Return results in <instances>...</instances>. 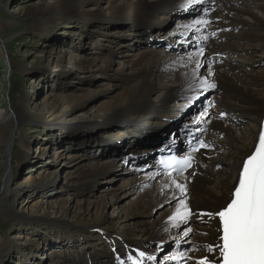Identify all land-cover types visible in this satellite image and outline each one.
Wrapping results in <instances>:
<instances>
[{"label": "bare ground", "instance_id": "obj_1", "mask_svg": "<svg viewBox=\"0 0 264 264\" xmlns=\"http://www.w3.org/2000/svg\"><path fill=\"white\" fill-rule=\"evenodd\" d=\"M8 1L0 0V9L6 7ZM99 1L58 0V7L53 12L46 7L43 9L36 8V10L30 12V30L35 28L40 34L50 33L51 28L55 27L54 25L57 23V20L62 18L68 19V21L106 20L109 22V26L114 28L125 27L123 24L128 21L134 26V30L142 39L148 40L153 33H156V30L153 28L154 26L165 28L163 27L165 21L159 23L165 18V15H167L168 19L174 17L179 19L185 16L181 21L173 25L174 28L171 31L165 29L168 38L175 37V35L178 36L175 39L181 44V47H178L177 50L181 49V52L172 56H166L162 50L163 48H170L169 45L171 43H169L160 50L154 49L149 52H143L140 55H133L131 59L128 58L126 63L132 71L131 74L126 78H119L120 84L117 83L111 86L112 88L121 90L119 97L112 98L111 102L114 103L102 111L97 121H86L88 124L84 126L78 124L75 127H71L72 125L68 124V121L71 111L79 107L85 109L91 100L96 98L91 91H88L86 95L73 96L72 100H69L71 103L74 102L69 106L70 110L61 113L56 118L53 115L54 109L60 101L65 103V99H69V95L65 96L67 91L60 92L59 95L50 94V96L43 98L41 101H33L28 109L25 107L19 109L18 106L13 108L10 105L6 108L5 112H2V116L0 117V154L6 156L7 159L11 158L13 148L9 144L8 137L13 136V134L14 137L21 134L20 126L22 124L36 122L43 128H47L46 126L52 123L49 125L48 130L57 131L58 135L75 130L77 132H88L96 129L98 126L109 128L115 125L117 129L111 134L115 143L97 144L93 142L97 150L101 152L105 150L104 154H109L115 158L116 154L120 155L123 148H127L136 141L143 140L142 136L144 133L153 132L159 126H161L159 131L167 132L174 120L173 115L178 116L174 111L176 110L175 107L180 111L182 110L181 112L184 110L187 112L189 110L192 111L193 103L199 99L201 100L206 94L205 90L209 88L207 85L214 84L215 92L217 93L216 98L220 107H218L219 110H212L209 113L201 110L200 116H194L197 120L202 115L205 116V122L207 123V127L205 126L204 128L206 132L205 139H210L205 142L208 143L210 149L198 152L192 170L185 177L178 179L163 176L154 164V161L148 158L145 160L146 164L144 165L148 173L142 177L143 179L137 181V183L130 179L126 180L124 185L121 184L122 187H128L130 194L135 195L139 191H142L136 202L137 212L132 213L133 217L140 215L148 216V220L155 218L153 210L159 207V203L162 201L171 203L169 205L170 209H167L168 215L163 219H154L149 226L141 228L139 236H137L135 229H131L130 227L124 229L120 232L122 239L118 240L111 227L107 226L105 212L109 208L111 214H114L116 209L121 208V204H123V200L125 199H119L115 195L107 199L106 194H104L99 199L87 204L82 202V200L78 204H74L73 199L68 198L66 204H61L57 207L61 215L78 218L81 221L80 223L91 220L92 222L82 223L79 227L67 225L69 226L67 235L70 238L68 237L65 242L62 241L58 247L59 251L65 248L64 252L66 253L63 258L55 261L54 264H116L113 258L114 253H127L126 250L130 247L140 248V252H146L150 257H158L159 252L169 245H164L163 243L179 241L181 235L189 227H192L190 225L185 226V228L181 226L180 232L182 233L180 236L171 237V234L176 229L178 230L177 226H173L174 223L178 226L180 223L186 224L180 220H176L175 222L171 220L181 199L186 200L187 207L191 212L187 221L196 219L205 223L204 227L198 228L200 232H204V235L191 236L187 240L188 242L196 240V244L202 242L204 246L199 251L198 256L194 257V260L197 261L207 257L209 261H212L217 257L218 252L209 253L207 247L215 246L221 233V231H218L221 227L219 217L215 216V214L219 210H222L230 201L233 190L238 184L242 164L257 143L258 133L261 132L264 122V71L260 73L249 72L248 61L246 60H252L249 56L257 48L264 54V32H260L264 28L263 0H200L199 3L195 2V0H156L152 3L148 0H121L120 2L107 0L106 16L103 15V10L97 13H90L84 11L82 8L88 2H95L97 6L99 5ZM239 1L249 6L242 9L237 8V2ZM63 2L69 4H66L62 8ZM207 8L210 11L211 17L207 15H203V17L198 19L193 17L200 15L203 13L202 9ZM17 12L18 10L11 11L12 14ZM189 14L193 15L187 20V15ZM0 19L6 23V25L4 24L6 27L4 25L1 27L2 30L8 28L13 31L7 35H0V61L2 60L3 62L4 60L3 63L6 70H11L10 74H12L13 70L15 72L18 70L21 73L22 66L1 52L3 44L1 43V39H4L5 43L17 41L15 27L22 20L18 16L10 17L5 14H0ZM197 20H204L206 23L197 24L192 28L185 27L186 25H193ZM22 24L26 27L25 23L22 22ZM54 40L56 41L57 39L53 38L51 41L54 42ZM192 40L195 43L204 44L205 50L202 55L198 54L199 50L195 46L190 45ZM185 41L189 47L186 50L184 49V51L182 46ZM173 46L175 45L173 44ZM62 54L61 51L55 52L58 62L62 60ZM211 54L212 57H209ZM110 55L112 54L110 53ZM110 55L106 54L103 60L99 58L100 62L112 65L113 61ZM124 57L126 58L127 55ZM235 58L242 60V63H234ZM68 60L71 61L72 58L69 57ZM75 62H78L81 66L88 65L89 68H98L96 65L97 57L91 60L83 59V62L80 58H76ZM197 63L201 67L198 69V75L194 76L193 73L197 71ZM62 75L66 76V73L62 72ZM202 81L206 83H202ZM153 93H155V100L151 101L150 96ZM106 105L107 103L98 105L96 109H102ZM230 112L233 113L232 116H229ZM210 113L212 114V118L209 117ZM217 113L219 117L220 115L227 116L229 120L222 121L217 119L215 116ZM46 114L50 118L44 121L43 116ZM177 119H180V116ZM192 124L188 126V129L192 127L199 131L202 130L199 122L194 125ZM179 127L180 125H174L173 131L176 132ZM53 128L54 130H52ZM85 129L88 130L85 131ZM28 137L19 138L21 143L26 147L24 153L20 156L22 162L31 159L26 155L30 152L29 149L32 146V141ZM146 139L149 140L151 138L148 139L147 137ZM164 143L170 144L167 141ZM149 144L150 146H154V148L143 150L142 154L151 153L154 155V152L158 149H155V147H160V143L158 144L157 142L153 143L150 141ZM170 145L184 148V145L181 144ZM120 146H122L121 149ZM126 151L123 155L130 154V151ZM123 159H125L124 156ZM80 163H83V161ZM107 163V166L100 164L101 166L94 170L86 169L80 171L76 176L75 185L84 184L85 187L84 189L74 187L75 193L81 194L84 191L90 190L91 188L88 186V183L96 181L97 178L110 171L112 166L111 161ZM81 168L83 166L78 165L76 171ZM61 170L58 167L45 170V172H43L44 170H39V177L34 179L36 185L32 184L33 179L32 182L28 178L25 179L26 184L30 182L27 184L29 191L33 193L36 192L37 188H42L46 193L51 183L60 176ZM46 172L47 177L44 176ZM5 173L6 171H4L2 177L8 179L10 174ZM173 179H175L177 184L186 186V196L180 195L179 189L172 184ZM8 180L11 181V177ZM72 180L73 178L69 181L71 182ZM63 190L68 191L67 189ZM103 193H109V191L104 189ZM12 195L11 193L10 197L7 198L4 190L0 189V210H3L0 212V218L3 217L2 215L7 214L10 217L8 222H10L9 220L18 222L16 228L26 233H31L33 228L42 225L45 219L50 216L52 211L51 203L43 197L36 198L37 194L31 195L29 199L33 200L30 204H27L24 213L19 214L17 211L12 213V209L7 207L8 203L12 205ZM83 203L87 206L83 207ZM100 207H102L101 210ZM5 208L6 210H4ZM53 208L55 207L53 206ZM15 209L17 210V204L14 207ZM97 209L99 210L97 211ZM171 209L172 211H170ZM93 211H97L98 214L94 215ZM208 214L215 216V218H210ZM96 217H100L99 220H94ZM140 223L146 224L144 220ZM22 235L14 233L12 235L13 241H10V239L6 243L4 242L3 255L12 251L13 248V250L18 249L17 242L21 244L22 242H19V240H24L25 238ZM73 235L76 237L72 238ZM79 236H83L84 240L78 242ZM168 237H171V242L164 241ZM87 239L96 240V243L92 244ZM29 241L31 242V239ZM101 244L103 245L101 246ZM34 246L36 247L37 244L34 243ZM92 246L98 247V249L92 251ZM90 247L91 249H89ZM112 247L115 248L114 251ZM87 248L89 249V254L84 253V250ZM72 253H77V255L72 257ZM130 254L138 262L139 260H143L144 263L147 262L144 259H139L137 254ZM166 255L160 260L153 261L156 264H162ZM186 255L191 256L193 254L186 253ZM17 264H24V262Z\"/></svg>", "mask_w": 264, "mask_h": 264}, {"label": "rangeland", "instance_id": "obj_2", "mask_svg": "<svg viewBox=\"0 0 264 264\" xmlns=\"http://www.w3.org/2000/svg\"><path fill=\"white\" fill-rule=\"evenodd\" d=\"M106 1L107 0H100L99 5L97 6L95 2H88L82 8L84 11L90 13H97L100 10H103L102 13L106 16ZM114 1L120 2L121 0ZM148 1L152 3L156 0ZM58 3V0H9L7 6L0 9V14H5L10 17L18 16L26 25V27H24L22 22L16 25L15 33H17V41L5 43L4 39H1V43H3L1 46V52L6 57L9 56L12 61L20 64L22 66V72L19 73L18 70L16 72L13 70L12 74H10L11 70H6L3 63L4 60L3 62L2 60L0 61V117L2 116V112H5L7 110L6 108L10 105L13 108L18 106L19 109H23L24 107L28 109L33 101H41L43 98L50 96V94L59 95L60 92L63 93L64 91H67L65 96L69 95V99L66 100L64 98L65 103L60 101L54 109L53 115L56 118L61 113L70 110L69 106L74 102L71 103L69 100H72L73 96L78 97L86 95L88 91H91L96 98L91 100L92 103L90 102L85 109L79 107L71 111L68 121V124L70 123L72 125L71 127H75L78 124L84 126L85 124H88L86 121H97L98 116L102 111L114 103L111 102L112 98L119 97L121 90L112 88L111 86L117 83L120 84L121 81L119 78H126L131 74L132 71L128 68L126 63L128 58L131 59L133 58V55H140L143 52H149L154 49L160 50L163 46H167L169 43H171V45H169L170 48H163L162 50L166 56H172L173 54H179V52H181V49L177 50L178 47H181V44L175 39L178 38V36L175 35V37L168 38L165 29L171 31L174 28L173 25L181 21L185 16L179 19L177 17L168 19L167 15L163 14L165 15V18H161L162 20L159 23L165 21V23H163L165 24L163 26L165 28L154 26L153 28L156 30V33H153L148 40L142 39L134 30V26L128 21L123 24L125 27L114 28L110 27L109 22L106 20L68 21V19L62 18L57 20V23L54 25L55 27L51 28L50 33L40 34L35 28L30 30L31 26L29 20L31 11L36 10V8L43 9L46 7L53 12L58 7ZM262 3L264 4V0ZM66 4L69 3L63 2L61 7L63 8ZM248 6L245 5L244 2H237V8L242 9ZM12 10H18V12L15 13L16 15L11 13ZM202 10L203 13L193 17H196L195 19L201 18L203 15L211 17L208 8ZM191 15L193 14L187 15V20L190 19ZM4 24L6 25L5 21L0 19V35L12 33L13 31L11 29H1ZM153 28L151 29L154 30ZM260 32H264V28L260 30ZM53 38H56L57 40H54V42L51 41ZM173 44L175 46H173ZM191 44L195 46L196 43L192 40V42H190V45ZM182 47L183 50H186L189 45H187L185 41ZM259 50V48L253 50L255 52L249 56L252 60L246 59L248 61V70L251 73H260L264 71V54ZM56 51H61L63 53V58L60 62L57 61L55 55ZM110 53L112 55H110ZM106 54H109L110 57H112V65L100 62V59L103 60ZM125 55H127L126 58L124 57ZM67 57H71L72 60L69 61ZM96 57V65L98 68H89L88 65L81 66L78 62H75L76 58H80L83 62V59L91 60ZM209 57H212V54ZM237 62L242 63V60L235 58L234 63ZM244 64L246 65V63ZM62 72H65L66 76L62 75ZM205 93L206 94L203 98H201V100L199 99L203 102L200 103V101L197 100L193 103L192 111L189 110L187 112L184 110L181 112L182 110L180 111L175 107L176 110L174 111L180 116V119H177L178 116L173 115L174 120L167 132L159 131L161 129V126H159V128H155L157 130L153 132L144 133L142 136L143 140L136 141L127 148H123L120 155L116 154L115 158L109 154H104L105 150L102 152L97 150L96 145L93 144V142L97 144L115 143L113 142V135H111L117 129L115 128V125L109 128L98 126L96 129H90L91 131L88 132H77L75 130L76 132L71 131L63 135H58L57 131L53 132L48 130L49 125L52 123L48 124L46 126L47 128L41 127V125L36 122H26L22 124L20 126L21 134H18L15 137L13 134V136L8 137L9 144L11 148H13L12 157L7 159L6 156L0 154V189L4 190L7 198L10 197L11 193L13 194L11 197L12 205L9 203L7 204V207L12 209V213L15 211H17V213L19 212V214L24 213L27 204H30L33 200L29 198L34 194H37L36 198L43 197L45 200H49L52 211L49 210L51 211L50 216L45 219L42 225L33 228L31 233H26L23 230L16 228L18 222L16 223V221L11 220L8 222L10 217L7 214L2 215L3 217L0 218V261L3 264H17L20 262H24V264H54L55 261L63 258L66 253L64 252L65 248L59 251L58 247L62 241H67L69 237V235H67L69 232V226L67 225L79 227L82 223L92 222L91 220L80 223L81 221L78 218L61 215V212L58 211L59 209L57 207L61 204H66L68 198L73 199L74 204H78L81 200L87 204L88 202L99 199L104 194H106L107 199H110L114 195L119 197V199H125L123 200V204H121V208L116 209L114 214H111L109 208L105 212L107 226L111 227L118 240L122 239V234L120 232L128 227L135 229L137 231V236H139L141 228L149 226L154 219L165 218L169 213L167 209H170L169 205H171L168 201L167 203L164 201L160 202L159 207H156L153 210V216L155 217L153 219L148 220V216L140 215L133 217V214L137 212L138 208L136 202L142 191L133 195L129 193L130 191L128 190V187H122L121 184L124 185V182L130 179L137 183V181L143 179L142 177L148 173L147 169L144 167L146 164L145 160L150 158L151 161H154V157L151 153L142 154V151L154 148V146H150V141L153 143L157 142L158 144L167 141L170 144L183 145L181 135L184 130L188 129V126H191L192 122H194L192 125L199 122L202 130L198 131L202 132L205 139L206 132L204 128L205 126L207 127L205 116L202 115L199 120L195 119V117L197 115L200 116L201 110H204L205 113L212 111V109L205 110L203 108L207 101L210 103L214 102L217 105L213 110H219L215 88H207ZM150 99L151 101L155 100V93L151 94ZM104 103H107L105 107L102 109H96L98 105ZM232 115L233 113L230 112L229 116ZM215 116L219 119L218 113ZM209 117L212 118L211 113L209 114ZM48 118L50 117H48L47 114L43 116L44 121ZM183 121L185 122L183 123ZM222 121H226V119ZM232 123H234V121H232ZM174 125H180L176 132L173 131ZM52 130H54V128ZM87 130L88 129H85V131ZM25 136H29L28 138L32 141L31 149H29L30 152L26 154L31 159L22 162L20 156L24 153L26 147L21 143L19 138H24ZM147 137L148 139H151L147 140ZM208 140L210 139H205V141ZM121 147L122 146H120V149ZM156 148H159V146L155 147V149ZM126 150L130 151L129 155H123L127 152ZM123 156L125 159H123ZM81 161H83V163H80ZM108 161H111L112 164L110 171L97 178L96 181L88 183V186L91 188L90 190L87 192L84 191L81 194H76L75 189H73L74 187L79 189H84L85 187L84 184L75 185L77 174L86 169L94 170L101 166L100 164H105L107 166ZM78 165L83 166V168L76 171ZM55 167L62 169L60 176L51 183L46 193L42 188H37L36 192L33 193L29 191L27 184L30 182L26 184L25 179L28 178L31 182L33 179L32 184L36 185L34 179L39 177V170H44L43 172H45V170ZM4 171H6L5 174H10L11 181L8 180L10 178L9 176L8 179L2 177ZM46 174L47 172L44 176H46ZM46 177L45 179H47ZM71 178H73V180L70 182L69 180ZM63 189H67L68 191H64ZM104 189H107L109 193H103ZM72 194L74 195L72 196ZM16 204L17 210H14ZM53 206L55 208H53ZM86 206L83 203V207ZM101 209L102 207H100V210ZM4 210H6V208ZM98 210L99 209H97V211ZM2 211L3 210H0V212ZM97 211H93L94 215L98 214ZM170 211H172V209ZM99 218L100 217H96L94 220H99ZM142 220H144L146 224L140 223ZM188 225L192 226L191 233L187 236L183 233L179 241L171 242V237H178L182 233L180 232L181 226L185 228V226ZM203 226H205L204 223L196 220H188L186 224L180 223V225L177 226L178 230L176 229V231L171 234L170 238L168 237L164 240L171 243L163 244H169L168 247L171 246L170 248L175 245L187 248L191 243H196V240L193 242L187 241L191 236L203 235L204 232L202 233L198 230L199 227ZM20 228L23 229L22 227ZM14 233L23 234L22 236L25 238L24 240H19V242H22L21 244L17 242V250H13V248L12 251L3 255L4 245L10 239V241H13L12 235ZM75 237V235L72 236V238ZM29 239H31V242ZM81 240H84L83 236H79L78 242H81ZM87 241L90 243L92 242V244L96 243V240L87 239ZM181 241L183 242L180 243ZM34 243L37 244L36 247L34 246ZM102 245L103 244H101V246ZM196 246L198 248L194 247V253L202 248L200 242H198ZM92 247L94 248H92V251L98 249V247ZM168 247H165L163 250H169ZM89 249H91V247ZM89 249H85L84 253L86 252L89 254ZM162 251L159 252L158 257L155 258L152 256L154 257L153 260L156 261L164 258V256H162ZM76 255L77 253L71 254L72 257H75Z\"/></svg>", "mask_w": 264, "mask_h": 264}, {"label": "snow or ice", "instance_id": "obj_3", "mask_svg": "<svg viewBox=\"0 0 264 264\" xmlns=\"http://www.w3.org/2000/svg\"><path fill=\"white\" fill-rule=\"evenodd\" d=\"M199 3L200 0H195ZM206 21L197 20L193 25L185 27L192 28L197 24H204ZM205 39H207L205 37ZM204 49L200 48V55ZM197 71L193 75H198V69L201 67L197 63ZM202 83H206L202 81ZM207 87L214 88V84H208ZM201 147H205L201 144ZM198 149L194 148L193 151ZM192 157L189 156L184 160L175 161V164L190 167ZM172 161H161L164 167L172 165ZM177 170L178 169H174ZM171 176V172L168 173ZM172 184L179 189L181 196H186V186L177 184L175 179ZM176 198V197H174ZM191 215L187 207L186 200L181 199L177 205L175 213L171 220H180L187 223L188 216ZM210 218L219 217L221 227L220 242L215 247H207V251L212 253L218 252V256L209 261L204 257L196 261V264H264V130L258 133V142L254 146V151L248 154L247 159L242 164V169L238 178V184L233 190L230 201L219 210L215 216L208 214ZM173 226H178L174 223ZM189 227L185 231V236L191 233ZM143 257L144 253L138 254ZM132 264H143V260H133L128 257ZM148 259H154L149 257ZM175 260L177 257H171Z\"/></svg>", "mask_w": 264, "mask_h": 264}]
</instances>
